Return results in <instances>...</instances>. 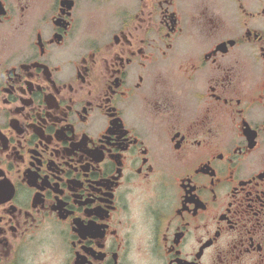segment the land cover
<instances>
[{
    "label": "flooded vegetation",
    "instance_id": "1",
    "mask_svg": "<svg viewBox=\"0 0 264 264\" xmlns=\"http://www.w3.org/2000/svg\"><path fill=\"white\" fill-rule=\"evenodd\" d=\"M0 264H264V0H0Z\"/></svg>",
    "mask_w": 264,
    "mask_h": 264
}]
</instances>
